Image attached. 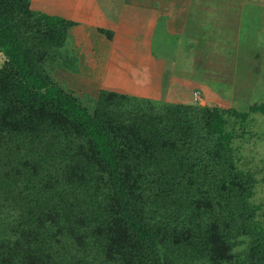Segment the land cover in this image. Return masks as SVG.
<instances>
[{
    "label": "trees",
    "instance_id": "16d2710c",
    "mask_svg": "<svg viewBox=\"0 0 264 264\" xmlns=\"http://www.w3.org/2000/svg\"><path fill=\"white\" fill-rule=\"evenodd\" d=\"M28 4L0 0V264H264L227 126L264 100L127 109L101 90L89 112L42 66L68 22Z\"/></svg>",
    "mask_w": 264,
    "mask_h": 264
},
{
    "label": "crops",
    "instance_id": "0c3cea01",
    "mask_svg": "<svg viewBox=\"0 0 264 264\" xmlns=\"http://www.w3.org/2000/svg\"><path fill=\"white\" fill-rule=\"evenodd\" d=\"M42 1H48L47 6L56 3L54 10L46 6L43 12L74 21L69 31L71 49L78 59L88 61L87 69L80 73L107 75L106 58L113 45L98 28H112V20L123 17V89L129 82L133 86L129 88L140 96H154L164 83L169 98L185 100L189 89H195L212 99L223 89L205 77L207 57L240 58L264 49V0H141L133 6L135 12L126 0ZM117 32H113V40ZM132 57L136 58L135 70L129 71ZM109 77L116 80V71ZM234 88L242 87H229L232 102Z\"/></svg>",
    "mask_w": 264,
    "mask_h": 264
},
{
    "label": "rangeland",
    "instance_id": "374dc122",
    "mask_svg": "<svg viewBox=\"0 0 264 264\" xmlns=\"http://www.w3.org/2000/svg\"><path fill=\"white\" fill-rule=\"evenodd\" d=\"M140 1L126 0L125 2L132 5L131 11L135 12L136 7L133 6H138L137 4ZM47 2L45 3V1L41 0L36 4L35 0H29L28 6L31 10L43 12L47 6ZM55 5V2L51 3L50 6L53 8L47 6L51 8L48 10H54ZM98 11L99 13L103 12L101 8ZM58 16L68 22L65 37L60 45L52 48L55 50L52 58L50 57L52 53L48 52L47 56L42 60V66L55 84L71 94L89 112L94 110L95 102L101 90L110 91L118 96H122L114 97V102L119 103L123 108L127 109L129 101L132 98L148 99L156 105H217L239 111L245 110L253 101L259 102L264 100V49H254L251 51L250 56H239L240 58L224 56L207 57L205 59L206 65L203 67L205 77L212 84H218L223 89V91L220 90L218 93L220 95H215L212 99L209 96H201L199 91L195 89H189L185 94L187 97L182 98L185 100L174 97L169 98L167 86L164 83H161V88L158 93L156 92L154 96L146 97L134 93V90L129 88L133 87L129 86V82L124 84V87L126 86L128 88L123 89V34L120 35V33H123V17L113 19L112 28L108 26L98 28V32L109 44L113 45V48L109 50V55L106 58L108 72L105 76L100 72H97V74L90 72L80 73L85 68L87 69L88 61L85 57L78 59L71 49V36L69 31L75 23L70 18L59 14ZM113 32H117L118 34L116 40L112 39ZM136 36V34H132L133 38ZM132 41L135 40L132 39ZM130 61L132 64L129 65L128 69L129 71H134L136 58L132 57ZM2 63L3 57L0 53V66ZM113 70L116 71V80L109 77ZM231 85H240L242 87L240 89L234 88L233 102L228 93ZM222 92H224V95ZM123 96L130 97L131 99L123 98ZM229 103H232L231 106H229ZM233 105L234 107H232ZM227 122L228 129L232 130L235 135L233 146L238 153V164L241 168L248 169L254 178L255 182L251 201L259 205V209L257 210L258 219L264 220V114L250 113L244 122V126L234 124L232 118Z\"/></svg>",
    "mask_w": 264,
    "mask_h": 264
}]
</instances>
